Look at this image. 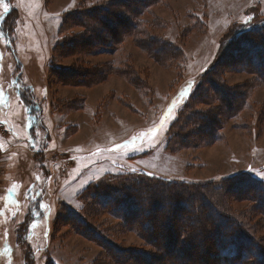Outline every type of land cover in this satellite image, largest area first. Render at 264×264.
Returning a JSON list of instances; mask_svg holds the SVG:
<instances>
[{"label": "rangeland", "instance_id": "rangeland-1", "mask_svg": "<svg viewBox=\"0 0 264 264\" xmlns=\"http://www.w3.org/2000/svg\"><path fill=\"white\" fill-rule=\"evenodd\" d=\"M109 1L3 0L7 13L0 4V130L6 138L9 129V140L22 149L18 169L11 154L0 152V232L9 227L15 242L17 235L24 242L9 249L0 238V264H228L218 257L216 219L205 220L210 207L201 202L195 214L190 202L210 188L220 211L264 246V191L246 184L250 177L264 183V79L245 65L249 48L236 53L248 40L243 32L264 28V0L138 3L140 14L128 18L139 34L123 37L113 52L69 54L65 45L83 28L63 30L64 17ZM154 39L171 48L167 56L155 55ZM62 70L87 78L67 82ZM23 98L43 114L45 131L31 117L28 123ZM195 112L214 129L193 132ZM29 148L42 149L41 157ZM34 159L39 163L32 167ZM145 181L152 188L194 183L186 206L203 215L212 254L187 237L191 218H176L175 228L159 221L154 232L148 229L141 216L151 206L145 194L129 223L123 220L122 206L131 209V202L114 194H138L129 188ZM98 189H109L112 199L104 202L108 194ZM169 231H176L175 240Z\"/></svg>", "mask_w": 264, "mask_h": 264}, {"label": "trees", "instance_id": "trees-1", "mask_svg": "<svg viewBox=\"0 0 264 264\" xmlns=\"http://www.w3.org/2000/svg\"><path fill=\"white\" fill-rule=\"evenodd\" d=\"M152 1L155 2L156 0H117V1L114 0V1H109L103 5H100L92 10L76 11L67 15V18L65 19L64 17L63 19V24H62L63 30L68 31L76 27L81 29L83 28V30L79 34L75 35V38L71 42L65 45L67 47L66 51H68L69 54L88 52L89 54L94 56L101 55L102 53L107 51L108 52L115 51V47H116L115 45H118L121 42V40L124 39L123 37L128 35L139 34L138 31L135 30L139 28L137 23H134L129 20L130 17H137L139 13L138 3L142 4L141 8L143 7L145 8V6L148 7ZM118 10H121V12L120 11L118 12ZM142 11L143 10H141V13ZM116 25L117 26L119 25L118 33H116V29H117ZM243 33H248V40L241 48L237 50L236 53L246 51L249 48L248 53L246 54L248 56L247 57L248 61L245 62V65L255 70L256 72L255 74H257L258 76L264 79V41H262L264 40V37L258 39L256 38L264 34V28H262L261 30H247ZM162 46L163 45H161L160 42L156 41L155 39L153 43L150 44V48H152L156 52L155 55H158V53L161 52V54L167 56L165 51L166 49L169 50L171 48L169 46L163 48ZM61 47H63V45ZM143 47H145V45H143ZM58 48L59 45L56 46V48L54 49L55 53L57 54H59L60 52ZM221 54L222 51L220 55ZM155 57L158 58V56ZM212 70L213 68L209 69L208 71H212ZM61 72H62L60 74L61 77H65L63 79L64 80L66 79L67 82L75 83L74 80H76L77 84L78 83L82 84L83 79L87 78V74L78 73L77 71L62 70ZM236 93L237 94L234 97L232 96L235 99L238 95V92ZM223 95L228 96L225 93H223ZM23 99L26 105L29 107L30 110L29 115L34 116L36 109L33 108L31 105H29L31 103L28 102L27 99L25 98ZM228 102L230 101L228 100ZM41 115L42 114L40 112L39 119L36 120V123L39 122L41 125L40 127L42 128L43 121L41 119ZM192 116L190 117L191 119L189 120V123L197 126L196 129H193V132L197 131L196 134L198 133L199 130L204 129L207 125H209L210 128L214 129L215 124H212L211 122L209 123L208 121L207 122L203 121L201 117H197L198 112H195ZM42 129L45 131L44 127ZM30 133L32 135L31 131ZM190 135H193V133L190 132L189 137ZM45 139L46 140L49 139V135L46 136ZM30 160L31 159L27 161ZM30 166L33 167L32 162H30ZM249 179L250 182L246 183L248 185L247 188L253 186L254 192L264 191L263 182H261L260 180H254L253 177H250ZM146 183L147 182L145 181L144 184H141L142 187L138 188V190L136 187L129 188L132 191H136L140 195L134 192L128 193L124 191H119L117 192L118 194H114L115 196L120 198L118 200L123 201V204H127V203L129 204L131 202V209H128L127 205L122 206L123 207L122 210L125 212L126 215V217H123V220L128 221L129 216H132V212L137 211V207H135V205L137 201H141L138 200L137 197L140 196L142 198L141 195L145 194V196L148 198L145 201L152 206V207L150 206L149 210L146 208L147 211L141 214L142 217L147 218L148 220L145 222L146 226L147 227L149 226L148 229L152 228V231L156 229L155 226L159 221L161 222L165 221L166 225L175 228L176 218L181 216L186 217L187 219L191 218V224H189L187 228L189 235L187 237H189V240L192 238L191 241H194L193 245L198 246L200 244L203 253L212 254L211 249L213 248V245L210 243V241H207L205 239L206 236H208V233L206 232L207 231L206 225L202 226L201 223L202 222L201 218L203 217V215L198 214L197 216H195L194 213H191V209L189 205L186 206L189 203L188 202L189 198L191 197V194L188 193V190L191 186H194V183L183 182V183L170 184V185L160 184L154 188H152V186L150 185H145ZM232 184H233V178H228V184L226 185L233 186ZM234 187L235 185L233 186V188ZM155 188L158 189L154 190ZM203 189L207 190L208 188H203ZM230 189H228L226 192H230ZM108 190L109 189L96 190L98 194L101 193L108 194L106 195L107 197L105 198L107 200H104V202L106 201L108 202L109 198L112 199V193H110V191ZM213 192L214 191L210 188L206 191V194L201 195L199 199L194 197L196 196L194 194L191 197V199H193L194 201H190V202L191 204H193L195 214L198 213V210L196 209L198 207V204L201 202L203 203V205H207L208 207H210V211L208 212V215L206 214V217L208 218H206L205 220L206 222L211 221L212 217L216 219L217 223L214 231L215 235L214 234L213 235L216 238L217 248L220 250V254H218L219 260L226 261L228 264H240V262H243V264L247 262V264H249L253 261L255 262V264H264V246L261 243H254V241L248 237L249 235H247L242 228L238 227L237 222L235 223L229 215H226L224 212L220 211L219 207L213 201L215 200V196ZM260 198H261L260 200L262 201L261 206L264 207V194L261 195ZM158 209L161 210L160 212H163L162 216L156 214ZM198 226L201 227L200 231L195 230V228ZM190 230H193L192 234H189ZM164 235L166 236V234ZM168 236L170 240H175V236H177V233L176 231L175 232L173 231V234H171V232L169 231ZM201 238L202 241L198 243L197 239L200 240ZM16 241H17L16 244L18 245L24 244V242H22V237L20 238V235L16 236ZM174 251L175 250L171 249L170 252L175 253L176 251L175 252ZM182 255H184L183 251H182ZM25 256H26L25 260H27V255ZM25 264H28V262H26ZM223 264L225 263L223 262Z\"/></svg>", "mask_w": 264, "mask_h": 264}, {"label": "crops", "instance_id": "crops-1", "mask_svg": "<svg viewBox=\"0 0 264 264\" xmlns=\"http://www.w3.org/2000/svg\"><path fill=\"white\" fill-rule=\"evenodd\" d=\"M4 119H6V118H4ZM10 119H11V117L7 118V120H10ZM2 122H4V121H2ZM22 123H25V120L22 121ZM1 126L2 125L0 124V127ZM9 136L10 135L8 134V136L6 138H4L3 132L0 130V147L3 151V153L11 154L13 156L12 157V160L14 162L13 164L14 165L16 164L17 169H18V167L20 166V164H19L20 158H18V153H16V152L17 151L20 152L22 149H21V146L17 144L18 141L16 142V141L9 140ZM28 136H29V132H28ZM26 142H27V139H26ZM34 176H35L36 180L41 179L40 175L38 173H35ZM14 187H17L16 184L10 185L8 188L10 196H11V194L12 195L16 194ZM0 216H2L4 219L5 216H4V210L3 209H1V211H0ZM3 223H4V221H3ZM9 231H10V229L8 227L7 230L4 229V231L2 233L0 232V238L3 239V244H6L9 249H12V247L10 246V243L11 242L14 243V246H15V243H16L15 242V235L12 234V231H11V233H9Z\"/></svg>", "mask_w": 264, "mask_h": 264}, {"label": "snow or ice", "instance_id": "snow-or-ice-1", "mask_svg": "<svg viewBox=\"0 0 264 264\" xmlns=\"http://www.w3.org/2000/svg\"><path fill=\"white\" fill-rule=\"evenodd\" d=\"M0 4H2L4 12L7 13V12L9 11V5H8V3H4L3 0H0ZM245 22L247 23V21H245ZM194 83H195L194 81H190V82H189L188 88H185V89L183 90V92L181 93V96H182V97H183L186 93H188L189 89L192 87V85H193ZM173 107H175V105H174ZM172 112H173V109L170 108V109H169V115L166 116V117H164V119H163L162 122H161V127H163V124L167 122L169 116L172 115ZM123 147H128V145H124Z\"/></svg>", "mask_w": 264, "mask_h": 264}, {"label": "built area", "instance_id": "built-area-1", "mask_svg": "<svg viewBox=\"0 0 264 264\" xmlns=\"http://www.w3.org/2000/svg\"><path fill=\"white\" fill-rule=\"evenodd\" d=\"M0 152H2L1 149H0Z\"/></svg>", "mask_w": 264, "mask_h": 264}]
</instances>
